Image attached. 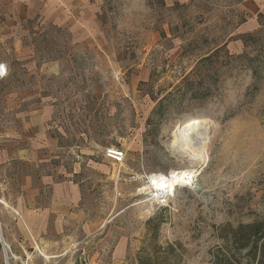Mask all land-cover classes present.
Wrapping results in <instances>:
<instances>
[{"label":"rangeland","instance_id":"1","mask_svg":"<svg viewBox=\"0 0 264 264\" xmlns=\"http://www.w3.org/2000/svg\"><path fill=\"white\" fill-rule=\"evenodd\" d=\"M2 63L1 235L22 174L75 190L63 230L33 256L14 232L9 264H136L150 244L210 264L228 228L264 218V0H0ZM189 117L208 160L158 202L149 175L195 161L169 147Z\"/></svg>","mask_w":264,"mask_h":264},{"label":"crops","instance_id":"2","mask_svg":"<svg viewBox=\"0 0 264 264\" xmlns=\"http://www.w3.org/2000/svg\"><path fill=\"white\" fill-rule=\"evenodd\" d=\"M5 155L0 154V167L10 163ZM40 188L48 189L50 195L47 199L40 195V199H43V201L41 205H37L34 201L36 194L40 193ZM16 189L18 192H28V195L24 196L23 199L19 198L16 201L18 203L14 204L13 207L10 206L17 213L18 218L11 214V216L9 214L3 216L4 230H2V238L11 250V246L16 247L13 233H17L21 239H25L33 256L36 251L40 250L39 245H42L44 236L50 237L52 234L56 235L57 232L63 230L66 225L65 219L68 218L69 213L68 204L74 201L75 190L72 182H63L54 173L41 175L40 177L33 176V173L22 174ZM10 217L14 219L15 228L10 226ZM41 235H43V238L40 237ZM28 236L33 243L30 242ZM13 255L15 254L13 253ZM27 256L29 258V255Z\"/></svg>","mask_w":264,"mask_h":264},{"label":"bare ground","instance_id":"3","mask_svg":"<svg viewBox=\"0 0 264 264\" xmlns=\"http://www.w3.org/2000/svg\"><path fill=\"white\" fill-rule=\"evenodd\" d=\"M209 134L206 122L194 117L173 124L169 145L171 151L182 157L191 156L195 161H189L187 168L174 169L169 175L162 172L149 175V184L157 190V197L161 194L168 196L174 192L176 186L192 182L200 173L199 169L208 160L206 143L210 141Z\"/></svg>","mask_w":264,"mask_h":264},{"label":"trees","instance_id":"4","mask_svg":"<svg viewBox=\"0 0 264 264\" xmlns=\"http://www.w3.org/2000/svg\"><path fill=\"white\" fill-rule=\"evenodd\" d=\"M242 228L248 231L247 235L240 232ZM262 238H264V218L249 224H239L235 229L228 228V232L221 235L222 245L213 253L210 264H240L239 252L244 246L249 247L246 253L248 264L253 260L258 264H264V240L259 243ZM141 250L136 264H177L178 262V257L174 255L169 244L161 247L150 244Z\"/></svg>","mask_w":264,"mask_h":264},{"label":"built area","instance_id":"5","mask_svg":"<svg viewBox=\"0 0 264 264\" xmlns=\"http://www.w3.org/2000/svg\"><path fill=\"white\" fill-rule=\"evenodd\" d=\"M7 75V69L4 63L0 64V78L5 77ZM105 157L110 160L111 162H114L116 164H120L125 160V153L122 149L112 146V147H108L105 149V153H104ZM191 182V181H190ZM189 182V183H190ZM187 183V184H189ZM184 184V185H187ZM167 198V195H159V197H156V200L159 202H165ZM0 244L2 247V251L4 254V258L6 257V261L4 264H9V258H11L13 256V253H11L10 247L8 244L5 243L4 238H0ZM9 254L11 256H9Z\"/></svg>","mask_w":264,"mask_h":264},{"label":"water","instance_id":"6","mask_svg":"<svg viewBox=\"0 0 264 264\" xmlns=\"http://www.w3.org/2000/svg\"><path fill=\"white\" fill-rule=\"evenodd\" d=\"M0 238H2L1 232H0ZM2 239H3V238H2ZM5 261H6V257L4 258V263H5Z\"/></svg>","mask_w":264,"mask_h":264}]
</instances>
